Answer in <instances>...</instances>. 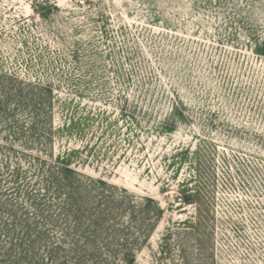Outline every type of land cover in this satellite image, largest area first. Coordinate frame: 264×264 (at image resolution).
Instances as JSON below:
<instances>
[{"label": "rangeland", "instance_id": "374dc122", "mask_svg": "<svg viewBox=\"0 0 264 264\" xmlns=\"http://www.w3.org/2000/svg\"><path fill=\"white\" fill-rule=\"evenodd\" d=\"M131 255L264 264V0H0V264Z\"/></svg>", "mask_w": 264, "mask_h": 264}, {"label": "trees", "instance_id": "16d2710c", "mask_svg": "<svg viewBox=\"0 0 264 264\" xmlns=\"http://www.w3.org/2000/svg\"><path fill=\"white\" fill-rule=\"evenodd\" d=\"M65 170H67V171H73L72 169H70V168H66ZM74 172V171H73ZM67 176V175H66ZM71 181H73V179H71ZM79 189V188H78ZM78 192H76L75 194H77ZM70 198L71 199H74V201H76L78 198L77 197H71L70 196ZM132 257H131V259L129 260V262H128V264H133V262H134V256L133 255H131Z\"/></svg>", "mask_w": 264, "mask_h": 264}]
</instances>
